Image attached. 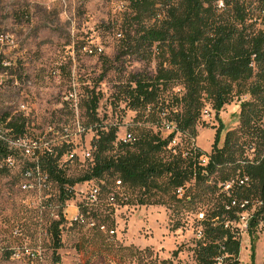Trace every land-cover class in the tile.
Listing matches in <instances>:
<instances>
[{"label":"rangeland","instance_id":"374dc122","mask_svg":"<svg viewBox=\"0 0 264 264\" xmlns=\"http://www.w3.org/2000/svg\"><path fill=\"white\" fill-rule=\"evenodd\" d=\"M245 2L247 23L258 27V1ZM156 12L162 18L163 6ZM139 29L124 0H0V129L5 131L10 118H22L29 138H45L53 145L58 142L57 131L68 126L75 144L55 150L62 151L58 167L70 179L90 167L92 150L90 158H83V152L91 146L98 122L116 126L118 139L143 130L166 137L174 130L168 117L179 109L172 97L183 93L181 83L161 89L157 103L140 109L127 106L119 93L131 74L154 76L162 58L156 44L141 42ZM247 83L241 90L235 86L231 102L217 117L204 100L203 108L208 106L210 114L201 112L191 141L206 153L218 128L219 146L227 131H236L239 142L251 139L239 132L240 103L250 99L241 92ZM92 96L98 97V122L90 120ZM76 118L81 133L75 132ZM174 136L176 148L182 149L187 134L174 132ZM70 149L77 156L67 160L63 153ZM169 153L168 148L161 152ZM0 167L5 168L0 169V264H24L25 259L12 258L24 244L41 247L43 260L36 264H196L193 248L200 222L216 195L194 197L197 189L192 182L184 190L187 197L170 192L162 194L163 203L141 205L137 203L141 190L116 186L112 176L65 185L73 195L63 203L59 185L52 180V198L40 206L36 196L19 188L18 169H6L3 161ZM94 187L99 192L96 201H90L87 219L74 221L75 206L80 207L85 192ZM60 219L61 247L54 249L49 231ZM242 221L234 223L240 235L239 264H264V224L250 233ZM100 224L105 231L97 227Z\"/></svg>","mask_w":264,"mask_h":264},{"label":"trees","instance_id":"16d2710c","mask_svg":"<svg viewBox=\"0 0 264 264\" xmlns=\"http://www.w3.org/2000/svg\"><path fill=\"white\" fill-rule=\"evenodd\" d=\"M124 1L140 25L141 42L147 46L156 44L162 58L154 76L131 74L119 93L124 95L127 106L140 109L157 103L161 89L181 83L183 93L172 97L179 109L168 117L175 129L164 138L143 130L132 141L123 142L117 138L116 126L98 122V97L92 96L88 111L90 120L98 123L90 146V167L74 179L65 177L58 167L62 151L44 156L43 167L50 179L58 183L62 203L73 195L65 185L102 181L106 176L115 177L116 186L139 188L137 203L141 205L163 203L162 194L170 192L177 197L176 189L182 187L186 191L192 182L191 186L197 189L194 197L216 195L212 197V208L200 222V237L193 248L196 264H239L240 235L234 223L253 204L247 231L254 233L258 224L264 222V0H256L258 27L247 23L250 17L245 0ZM159 5L164 8L160 19L156 12ZM145 20L153 23L145 24ZM246 82L247 87L241 92L250 99L240 103L239 132L251 139L239 142L236 131H227L219 146L218 128L211 151L206 153L191 141L196 136L204 100L217 117L231 102L235 86L241 90V84ZM5 128L8 134H25L22 118H10ZM174 132L187 134L182 149L169 147ZM166 148L170 153L162 155ZM9 152L7 144L0 140V161ZM201 155L208 157L205 164L199 160ZM241 174L249 176L247 184L233 183L224 189L227 181ZM183 195L187 197L186 192ZM62 222L63 219L54 221L49 231L54 249L61 247ZM97 227L104 230L103 224ZM251 252L253 258V244Z\"/></svg>","mask_w":264,"mask_h":264},{"label":"built area","instance_id":"2783aa9c","mask_svg":"<svg viewBox=\"0 0 264 264\" xmlns=\"http://www.w3.org/2000/svg\"><path fill=\"white\" fill-rule=\"evenodd\" d=\"M202 115H209L210 109L208 106L202 109ZM172 126V124H169ZM175 129V125H174ZM75 132L81 133L83 131V127L81 126L79 119L76 118L75 121ZM56 135H59L56 140L57 143L51 145L47 140L44 139H32L29 138L26 134L22 135H12L8 134V130L2 131L0 129V140L4 141L7 144L10 152L7 156L2 160L3 164L7 169H18L20 183L19 188L24 191L31 193L36 196L37 203L40 206H44L45 202H49L51 200L52 195L49 192L52 179H50L48 172L43 167V158L46 155L55 154V147H63V146H71L75 144L71 137V131L68 126H62L60 131H57ZM176 136L172 138L169 146H176ZM134 136L131 133H127L124 138L119 140L123 142L132 141ZM253 151V148H250V152ZM62 156V155H61ZM60 156V157H61ZM63 156L67 157V160H72L77 156L75 149H70L63 153ZM90 158V145L87 147L86 152H83V158ZM252 155L250 156V158ZM19 158H22L19 160ZM208 157L206 155H201L199 160L201 163L205 164ZM90 180L86 181V184H89ZM249 182V176L246 174H241L235 177L234 180L227 181L224 184V189H228L233 183L237 185H244ZM98 188L94 187L90 190V188L85 192L82 207L75 206L76 212L71 217L74 221H84L87 219V214L89 213L90 201L93 203L96 201L98 196ZM178 196L184 193V189L182 187H178L175 191ZM113 199V196H111ZM247 203V201H245ZM260 205V202L256 203ZM255 204H253L250 211H244L241 213L240 219H243L242 226L244 228H248L250 224V220L252 219L253 209ZM85 210V211H84ZM238 223V222H237ZM236 223V224H237ZM260 224H264V222H260ZM43 251L40 246L30 247L27 244L22 245L20 248L15 249L12 254L13 259H25L24 264H35L41 262L43 260Z\"/></svg>","mask_w":264,"mask_h":264}]
</instances>
